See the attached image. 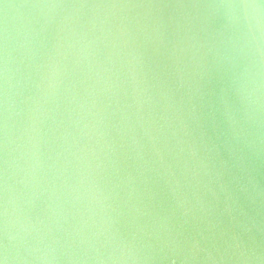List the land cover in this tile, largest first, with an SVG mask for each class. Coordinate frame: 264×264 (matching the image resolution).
<instances>
[{
    "label": "water",
    "instance_id": "1",
    "mask_svg": "<svg viewBox=\"0 0 264 264\" xmlns=\"http://www.w3.org/2000/svg\"><path fill=\"white\" fill-rule=\"evenodd\" d=\"M262 4L0 0V259L264 264Z\"/></svg>",
    "mask_w": 264,
    "mask_h": 264
},
{
    "label": "snow or ice",
    "instance_id": "2",
    "mask_svg": "<svg viewBox=\"0 0 264 264\" xmlns=\"http://www.w3.org/2000/svg\"><path fill=\"white\" fill-rule=\"evenodd\" d=\"M244 6H245V7H255L254 4H252V5L245 4ZM261 7H264V4H262Z\"/></svg>",
    "mask_w": 264,
    "mask_h": 264
},
{
    "label": "clouds",
    "instance_id": "3",
    "mask_svg": "<svg viewBox=\"0 0 264 264\" xmlns=\"http://www.w3.org/2000/svg\"><path fill=\"white\" fill-rule=\"evenodd\" d=\"M0 264H5V260L4 259H0Z\"/></svg>",
    "mask_w": 264,
    "mask_h": 264
}]
</instances>
